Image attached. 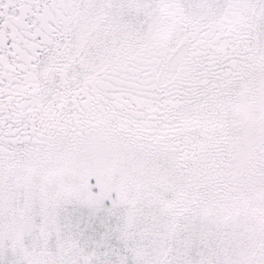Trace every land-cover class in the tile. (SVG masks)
I'll use <instances>...</instances> for the list:
<instances>
[{"label":"snow or ice","instance_id":"snow-or-ice-1","mask_svg":"<svg viewBox=\"0 0 264 264\" xmlns=\"http://www.w3.org/2000/svg\"><path fill=\"white\" fill-rule=\"evenodd\" d=\"M0 264H264V0H0Z\"/></svg>","mask_w":264,"mask_h":264}]
</instances>
